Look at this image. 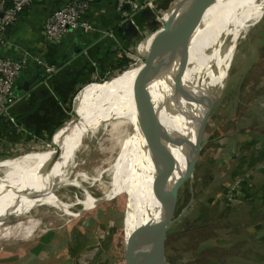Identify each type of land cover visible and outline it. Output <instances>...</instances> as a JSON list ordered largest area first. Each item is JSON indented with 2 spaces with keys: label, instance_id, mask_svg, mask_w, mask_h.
<instances>
[{
  "label": "rangeland",
  "instance_id": "rangeland-1",
  "mask_svg": "<svg viewBox=\"0 0 264 264\" xmlns=\"http://www.w3.org/2000/svg\"><path fill=\"white\" fill-rule=\"evenodd\" d=\"M257 1L245 0V6ZM237 2L226 0L225 20L233 21L224 34L237 41L231 45L234 49L225 53V62L211 86L214 91L220 90L210 100L203 119L201 142L207 143L200 151L192 178H187L184 171L171 185L175 186V221L166 240L169 264L176 260L177 264H264V250H242L248 239L247 221L264 212V189L259 185L264 175L258 171L259 155L254 147L264 136V17L243 34L241 18L248 19L251 16L247 15L252 13L247 10L233 19ZM258 6L262 9L264 4ZM154 19L156 30L164 25L160 14ZM151 33L136 38L128 66L92 82L103 83L144 62L136 47ZM80 91L73 97L68 122L77 117L75 108ZM106 130L87 137L69 175L70 181L94 198L104 194V182L115 181L128 163L122 159L113 161L117 147L109 128ZM52 149L56 146L39 151ZM221 154L225 155L221 156L223 160H219ZM251 166L256 167V176L261 179L238 191L240 203L227 202L225 185ZM56 194L64 203L74 205L72 213L80 214L70 216L56 208L41 206L33 210L35 217L1 226L0 264H125L124 218L129 232L134 230L132 221L139 219L137 212L131 211L134 206L130 191L84 211L83 206L74 204L85 198L77 186L59 189ZM204 222L210 224L205 231L195 234L193 230L184 237L176 236ZM181 255L185 257L182 260Z\"/></svg>",
  "mask_w": 264,
  "mask_h": 264
},
{
  "label": "bare ground",
  "instance_id": "bare-ground-1",
  "mask_svg": "<svg viewBox=\"0 0 264 264\" xmlns=\"http://www.w3.org/2000/svg\"><path fill=\"white\" fill-rule=\"evenodd\" d=\"M237 1L233 19L247 10L252 12L251 8L259 1L264 4V0H259L246 7L245 0ZM225 5L226 0H217L209 7L194 34H190L189 26L181 30L171 53L170 64L166 68L160 67L158 75L149 82L148 90L159 125L170 132L174 130L182 135L190 130L194 133L190 122L188 129L184 130L183 119H201L204 116V105L200 107L193 101L206 97L225 62V53L234 49L231 45L237 40L227 42L223 31L224 22L232 19L225 20L228 17ZM263 17L264 7L256 16L248 18L250 20L243 34ZM154 35L151 33L137 45L136 52L142 58L149 52ZM142 67L143 62H138L134 67L105 80L100 84L102 88L96 99L86 108H81V96L75 108L76 119L61 127L53 137L59 153L57 149L28 152L0 162V227L35 217L33 210L41 206L56 208L70 216L79 215L80 212L72 213L73 204L64 203L56 194L59 189L71 185L77 186L85 194L82 201L74 203L83 206V211L130 191L137 213L141 204L147 203L149 208L146 215L132 221L133 229L145 222L158 220L161 208L148 194L149 183L156 172V162L151 153L153 143L147 137L143 122L145 102L137 81ZM171 111H174L173 115ZM107 128L117 147L113 161L122 159L128 163L115 181L104 182V194L94 198L70 181L69 175L75 168L77 153L87 137L103 133ZM169 148L178 161L177 170L169 182L171 187L176 175L187 165V156L185 146ZM126 233L131 232L126 230Z\"/></svg>",
  "mask_w": 264,
  "mask_h": 264
},
{
  "label": "crops",
  "instance_id": "crops-1",
  "mask_svg": "<svg viewBox=\"0 0 264 264\" xmlns=\"http://www.w3.org/2000/svg\"><path fill=\"white\" fill-rule=\"evenodd\" d=\"M68 1H36L8 29L6 44L0 47V57L20 59L26 54L29 56L25 68L13 85L17 98L10 110L13 122L7 117H0V162L55 146L53 137L68 122L75 93L83 88L81 108L90 105L102 88L101 83L92 81L111 76L125 68L123 61L132 57V45L136 38L156 30L154 16L169 10L179 0H157L154 12L145 11L135 16V26L121 18L113 0H92L83 19L93 30H70L61 42H48L44 36L43 24L51 13ZM256 4L251 8L252 14L247 17L256 16L257 9H261L258 6L260 3ZM241 19L244 20L240 23L245 31L250 19ZM232 21L224 22L223 31L231 26ZM225 37L227 41H232L231 36ZM35 58H40L46 66L53 67V71L48 72L44 66L36 64ZM218 90L220 88L214 91L211 87L208 90L204 114ZM259 142L264 143V136L254 145L261 157L257 164L264 159L263 149L257 148ZM250 169L256 170V167ZM186 170L187 165L176 177ZM247 170L249 168L245 171ZM256 175L257 172L247 180L249 185L261 179ZM262 184L264 180L259 185ZM131 211L133 214L136 212L135 208ZM247 225L248 250H264V216L250 218Z\"/></svg>",
  "mask_w": 264,
  "mask_h": 264
},
{
  "label": "water",
  "instance_id": "water-1",
  "mask_svg": "<svg viewBox=\"0 0 264 264\" xmlns=\"http://www.w3.org/2000/svg\"><path fill=\"white\" fill-rule=\"evenodd\" d=\"M216 1L179 0L164 13L163 18L167 17L162 20L164 25L152 32L155 35L150 50L143 57V67L137 75V81L145 102L143 122L147 137L153 143L151 153L156 162V172L149 183L148 194L159 204L161 213L157 221L145 222L128 235H126L127 227L124 218L123 255L125 264H169L165 255L166 240L167 233L175 221V186L169 187V182L178 167L177 158L169 147H186L187 170L185 175L191 179L192 170L199 158L200 151L207 143V141L201 142V130L205 116H202L201 119L198 117L183 119L184 130L188 129L187 125L190 122L194 127L193 134L190 130H187V134L182 135L174 130L170 132L165 126L159 125L157 111L153 105L148 85L151 79L158 75L160 67L166 68L170 64L171 53L181 30L189 26L190 34H194L200 27L207 9ZM205 101L206 98L202 96L193 102L202 107ZM169 109L171 110V108ZM171 113L173 115L174 111ZM57 153H59L58 149ZM144 204H141L138 216L146 215L149 210L147 203Z\"/></svg>",
  "mask_w": 264,
  "mask_h": 264
},
{
  "label": "built area",
  "instance_id": "built-area-1",
  "mask_svg": "<svg viewBox=\"0 0 264 264\" xmlns=\"http://www.w3.org/2000/svg\"><path fill=\"white\" fill-rule=\"evenodd\" d=\"M36 1L38 0H0V47L6 44L8 29L16 23L20 14ZM91 1L69 0L51 13L43 24L45 39L51 43H59L70 30L81 29L84 32L93 30V27L83 19V15L90 8ZM113 2L121 18L131 26H135V16L145 11L154 12L157 0H113ZM164 13L160 14L161 20ZM28 59L27 54L20 59L0 57V117H7L12 122L13 117L10 115V110L17 102L13 85L25 68ZM34 61L36 64L44 66L48 72L53 71V67L46 66L40 58H35ZM257 148L264 151V143L259 142ZM257 168L264 175V159ZM255 172H257L255 169L244 171L242 175L225 185L224 197L227 202L240 203V200L237 199L240 186L243 182L250 180Z\"/></svg>",
  "mask_w": 264,
  "mask_h": 264
},
{
  "label": "trees",
  "instance_id": "trees-1",
  "mask_svg": "<svg viewBox=\"0 0 264 264\" xmlns=\"http://www.w3.org/2000/svg\"><path fill=\"white\" fill-rule=\"evenodd\" d=\"M8 32V31H7ZM129 62H130V60H124L123 61V64L122 65H125V67L126 66H128V64H129ZM221 155H223V156H225L224 154H221ZM221 155H220V157H219V160H223V157L221 158ZM259 157H260V155H259ZM258 157V158H259ZM261 158V157H260ZM260 158H259V160H260ZM218 159V158H217ZM251 167H254V166H251ZM251 167H249V169L251 168ZM243 173H241V175H242ZM240 176V175H239ZM249 185V182L248 181H245V182H243L242 184H241V186H240V190H242V189H244L246 186H248ZM263 187V189H264V184H262L261 185V188ZM256 194H258V193H256ZM262 205H263V207H264V199L262 200ZM264 209V208H263ZM259 216H264V212L263 213H261V214H259ZM210 227V224L209 223H207V222H204L203 224H200L199 226H194V227H192V228H190V229H188V230H186V231H184V232H182V233H180V234H178V235H176V236H178V237H184L186 234H190V232L192 233V231L194 230V232L193 233H195V232H197V233H199V232H201V231H205L206 229H208ZM196 230V231H195ZM234 230H236V229H234ZM236 232V231H235ZM197 233H195V234H197ZM248 240H246L245 241V246H243V249L242 250H248V248H247V246H248ZM247 248V249H246ZM250 250H252V248L250 249ZM182 257L183 258H185L183 255H181V256H179V258L182 260ZM179 258H177V259H179ZM264 257L262 256V259H263ZM177 261V260H176ZM173 262V264H177V262Z\"/></svg>",
  "mask_w": 264,
  "mask_h": 264
}]
</instances>
